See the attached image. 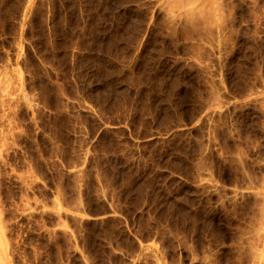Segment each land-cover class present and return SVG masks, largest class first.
<instances>
[{
    "label": "rangeland",
    "instance_id": "rangeland-1",
    "mask_svg": "<svg viewBox=\"0 0 264 264\" xmlns=\"http://www.w3.org/2000/svg\"><path fill=\"white\" fill-rule=\"evenodd\" d=\"M263 183L264 0H0V264H264Z\"/></svg>",
    "mask_w": 264,
    "mask_h": 264
},
{
    "label": "bare ground",
    "instance_id": "bare-ground-1",
    "mask_svg": "<svg viewBox=\"0 0 264 264\" xmlns=\"http://www.w3.org/2000/svg\"><path fill=\"white\" fill-rule=\"evenodd\" d=\"M197 12H198V11H197ZM201 13H202V12H200V13L198 12V13L196 14V13H195V10H194V13H193V11H189V12L186 14V18H188L187 21H189V24H190L191 20H192V22H194V21L197 22L198 20H200V17H199V16H201ZM204 15H205V14H204ZM202 16H203V15H202ZM206 17H207V16H206ZM206 17H205V18H206ZM205 18H204V19H201L200 21L203 22V20H205ZM190 19H191V20H190ZM194 24H195V22H194ZM194 24H193V25H194ZM199 24H200V23H199ZM199 24H198V26H199ZM190 25H191V24H190ZM200 25H201V24H200ZM194 26H197V25H194ZM256 186H258V185H256ZM259 186H260V185H259ZM258 188H259V189L261 188V191L259 190V191H260V192H259V195L257 194V196H260L261 193H264V183L262 184V187H258ZM250 189H251V188H250ZM253 194H254V193H253ZM261 195H263V194H261ZM261 197H262V196H261ZM261 197H260V199L258 198V200H256L257 202L255 201V202L249 207V208H250V211H249V217H247V218H249V223H251V224H253V223L256 222V221L258 222V221H259L258 219H259L260 213L262 214V213L264 212V207H263V206H260V205H259L260 202H258V201L262 200ZM255 198H256V196H255ZM245 202H246V201H245ZM256 203L258 204V206H256V205H257ZM254 204H256V205H254ZM262 205H263V204H262ZM247 206H248V205H247ZM244 208H245V207H244ZM242 209H243V208H242ZM247 214H248V213H247ZM261 220H262V219H261ZM261 220H260V222H261ZM257 222H256V223H257ZM260 222H259V223H260ZM244 223H245V222H244ZM256 223H255V224H256ZM262 223H263V222H262ZM251 224H250V225H251ZM262 225H263V224H262ZM240 226H241V225H240ZM254 226H255V225H254ZM244 227H245V226H244ZM252 227H253V225H252ZM261 227H262V226H261ZM261 227H260V229H261ZM246 228H247V227H246ZM249 228H250V227H249ZM256 229H257V228H256ZM233 230H234V229H233ZM240 230L242 231V229H240ZM240 230H239V231H240ZM244 230H247V229H243V231H244ZM241 231H240V232H241ZM256 231H257V230H256ZM240 232H239V239H238V241H240L239 245H240L241 247H243V248H241V250H242V251H244V250L247 251V249H248V250H251V253H252V252H253V249H255V248H253V247L255 246V244H252V242H251L253 238H252L251 241H250V240H249V239H250V237H249V236H250V233H249V234L247 233V235H249V236H245L246 232H243L244 234H242V232H241V234H240ZM247 232H248V231H247ZM253 232H255V231H253ZM253 232H252V233H253ZM257 237H258V236H257ZM237 238H238V237H237ZM260 239H261V238H260ZM253 240H255V239H253ZM234 241H235V240H234ZM255 241H256V240H255ZM255 241H254V242H255ZM250 242H251V244H250ZM254 242H253V243H254ZM237 244H238V243H237ZM244 244H246V245L244 246ZM252 245H254V246H252ZM255 247H256V246H255ZM258 247H259V246H258ZM258 247H257V249H258ZM235 249H236V248H235ZM237 250H238V247H237ZM255 250H256V249H255ZM238 251H240V248H239ZM238 251H237V252H238ZM242 251H240V252H238V253H241V254H242ZM245 251H244V252H245ZM258 251H259V249H258ZM247 252H250V251H247ZM247 252H246V253H247ZM255 252L257 253V250H256ZM255 252H254V253H255ZM260 252H261V253L258 252V253L260 254L259 256L263 259V258H264V249H261V248H260ZM235 253H236V251H235ZM254 253H253V256H252V257L255 256V257H256L255 260H256L258 255H254ZM243 254H244V253H243ZM243 254H242V255H243ZM235 255H236V254H235ZM242 255H241V256H242ZM235 257H236V256H235ZM239 257H240V256H239ZM242 259H243V258H242ZM245 259H246V258H245ZM238 260H239V259H238ZM238 260H237V261H238ZM253 260H254V259H253ZM246 261H247V260H246ZM233 262H235V261H233ZM242 262H243V261H242ZM258 262H260V259L258 260ZM258 262H257V263H258ZM239 263H241L240 260H239ZM230 264H232V262H230ZM235 264H236V262H235ZM241 264H242V263H241Z\"/></svg>",
    "mask_w": 264,
    "mask_h": 264
}]
</instances>
